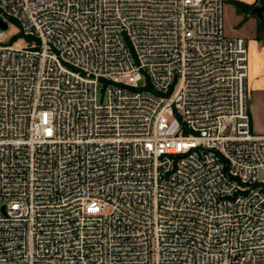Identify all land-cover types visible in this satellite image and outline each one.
I'll return each instance as SVG.
<instances>
[{
	"label": "built area",
	"instance_id": "built-area-1",
	"mask_svg": "<svg viewBox=\"0 0 264 264\" xmlns=\"http://www.w3.org/2000/svg\"><path fill=\"white\" fill-rule=\"evenodd\" d=\"M224 3L0 0L29 39L0 28V264H264V133Z\"/></svg>",
	"mask_w": 264,
	"mask_h": 264
},
{
	"label": "rangeland",
	"instance_id": "rangeland-1",
	"mask_svg": "<svg viewBox=\"0 0 264 264\" xmlns=\"http://www.w3.org/2000/svg\"><path fill=\"white\" fill-rule=\"evenodd\" d=\"M244 20L245 23L242 24ZM224 21L228 35L246 37L250 53L252 45H254L253 43H257L258 51L254 54L253 58L256 56L257 66L263 67L264 21L261 24L253 13V9H241L236 4L227 1L224 3ZM260 25L261 29H259ZM5 41L8 42V45L12 44L15 48H24L29 45V39L21 35V30L14 21H9V27L5 33ZM247 85L249 89V109L254 133L260 135L264 133V71L257 72L255 75L251 73ZM1 216H3V213L0 210Z\"/></svg>",
	"mask_w": 264,
	"mask_h": 264
},
{
	"label": "crops",
	"instance_id": "crops-1",
	"mask_svg": "<svg viewBox=\"0 0 264 264\" xmlns=\"http://www.w3.org/2000/svg\"><path fill=\"white\" fill-rule=\"evenodd\" d=\"M227 2H231L233 4L235 3H243L247 6H255V7H258L257 6V0H225ZM238 11V10H237ZM245 23V20L242 21V24ZM230 36V35H229ZM230 37H243V36H230ZM246 38V37H244ZM254 45H252V50H251V53H250V49H249V55H250V73H249V77L251 75V73H253L254 75L257 74V72H262L264 71V65L263 67H258L257 64H256V56L253 58L254 54L258 51V46H257V43H253ZM253 58V59H252ZM248 92H249V89H248Z\"/></svg>",
	"mask_w": 264,
	"mask_h": 264
},
{
	"label": "water",
	"instance_id": "water-1",
	"mask_svg": "<svg viewBox=\"0 0 264 264\" xmlns=\"http://www.w3.org/2000/svg\"><path fill=\"white\" fill-rule=\"evenodd\" d=\"M253 13L256 15V17L259 19L260 22L264 21V5L256 7L253 10ZM0 28L4 31L8 30L7 23L4 22L1 18H0ZM3 211H4V209H3Z\"/></svg>",
	"mask_w": 264,
	"mask_h": 264
},
{
	"label": "trees",
	"instance_id": "trees-1",
	"mask_svg": "<svg viewBox=\"0 0 264 264\" xmlns=\"http://www.w3.org/2000/svg\"><path fill=\"white\" fill-rule=\"evenodd\" d=\"M237 6H239V8H241V9H246V8H251V9H255L256 7L255 6H252V7H249V6H247V5H245V4H243V3H235ZM259 5H261V3H259V1L257 0V6H259ZM261 24H262V22H261ZM259 29H261V25H260V28Z\"/></svg>",
	"mask_w": 264,
	"mask_h": 264
}]
</instances>
